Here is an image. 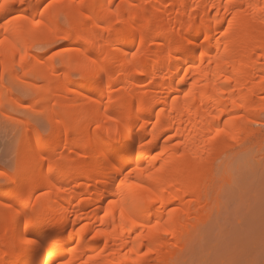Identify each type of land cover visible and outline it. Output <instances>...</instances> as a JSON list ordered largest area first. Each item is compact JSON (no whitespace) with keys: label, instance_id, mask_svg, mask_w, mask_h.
I'll return each instance as SVG.
<instances>
[{"label":"bare ground","instance_id":"obj_1","mask_svg":"<svg viewBox=\"0 0 264 264\" xmlns=\"http://www.w3.org/2000/svg\"><path fill=\"white\" fill-rule=\"evenodd\" d=\"M33 2L39 3L40 0ZM86 3L100 5L95 10L96 15L100 20L104 19L103 6L107 0H86ZM113 3L120 5L122 14L125 5H139L134 10L133 20L144 18L149 21L150 27L155 28L152 34L158 41L146 48L154 59L145 75L127 72L110 74L111 87L115 89L119 86L122 92V96L117 91L111 94L114 99L119 97L117 103H123L122 114L127 125H119V137L114 132L111 141H107L106 126L111 122L100 111L102 106H106L111 112L116 104L108 106L103 100L92 102L85 98L97 97L101 91L107 92L109 83L100 82L99 77L89 79L81 76L76 79L71 74L66 78H61L59 74L53 77L50 72L54 62H49L41 72L38 65L43 63L41 59L44 56L36 54L32 57L31 50V65L20 70L22 78L26 79L35 78L37 81L41 75L50 76L47 85L56 87V105L50 111L52 132L48 136L31 130L30 126L25 129L23 141L27 148L23 153L25 155H19L18 163L26 158L35 160L36 150L55 151L75 146L78 151L73 153L78 158L66 155L59 165L57 179L65 185H72L70 193L52 196L50 219L39 227H30L29 233L41 238H65V249L59 252V256L71 259L73 264H149L153 259L165 264L163 261L169 257L168 254L173 253V243H178L185 234L190 218L206 213L203 212L205 206L200 204L208 196L211 163L216 158L213 156L221 149L228 148L229 143L249 138L253 133V130L249 131V124L259 118V114L253 110L260 106L264 111V83H261L264 80V55H261L264 52V22L260 21L256 9L238 8L240 3L264 5V0H233L231 4L229 0H113ZM165 12L168 13L167 18L163 19L160 15ZM154 14L158 16L153 17ZM226 22L231 23V29L227 28ZM221 30L226 31L227 35ZM96 31L100 35L96 37L95 46L83 47L98 56L104 51L101 45L106 47L110 42L105 39L104 32L100 29ZM140 31L139 28L129 30L127 24L124 26L121 44L125 50L134 47ZM144 35L147 40L146 28ZM181 35L185 42L190 37H196L192 46L197 51L190 52L180 46ZM204 35L208 37L206 40L203 39ZM163 39H167L168 43H159ZM81 43L75 40L69 46H79ZM152 48L156 49L154 53ZM170 50L172 55H169ZM200 50L204 52L203 62L198 54ZM66 55L67 60L62 59L60 65L65 72L69 71L68 65L79 54ZM111 55L117 57L119 67H126L122 54L117 52ZM25 64H28L27 59ZM0 68V102L3 99L9 101L11 89L7 86V78L11 79L17 70L5 59H0ZM183 72H188V75L180 84L177 77ZM149 79L151 83H148ZM37 90L43 103L49 93L44 88ZM63 95H66L65 100L61 99ZM230 116L241 118L229 120ZM55 117L59 118L58 124ZM98 121L105 125L99 132L95 129ZM217 125H226L228 134L208 143L209 136L215 135ZM61 128L66 130L64 137L59 131ZM177 131L179 136L176 135ZM233 133L235 139L232 138ZM82 137H87V147L82 143ZM33 138L35 143L39 141L34 151L29 149ZM141 143L144 144L143 149ZM81 151L86 155H80ZM157 154L159 158L153 160ZM39 163L43 165L45 161ZM137 164L140 170L133 171ZM125 169L132 173L130 183L151 184L155 190H159L163 200L162 207L151 205L156 211L138 219L137 224L131 223L126 210L121 217V204L108 206L109 200H119L113 194L108 177L113 171L122 172ZM30 172L35 177L34 192L47 188L44 169H30ZM0 195L7 197L10 194L0 189ZM173 206L179 211L172 216L168 229L171 235L154 239L145 233L146 238L136 240L138 224L147 220L154 222L156 216L168 220L165 209L171 210ZM83 221L86 224H82L84 227L81 231ZM18 232L19 217L0 204V262L6 261V255L13 253L14 258L7 261L23 260L25 264H36L40 259L39 252H15ZM97 232L100 235L97 236ZM149 245L154 251L144 255ZM73 247L76 248L74 253L71 251Z\"/></svg>","mask_w":264,"mask_h":264},{"label":"snow or ice","instance_id":"obj_2","mask_svg":"<svg viewBox=\"0 0 264 264\" xmlns=\"http://www.w3.org/2000/svg\"><path fill=\"white\" fill-rule=\"evenodd\" d=\"M233 3V0H229ZM100 5H90L86 0H40L39 3L33 0H0V59H5L19 72L24 67L31 65L32 58L30 57V50L32 57L36 55L43 48L50 49L45 64L50 61L54 62L51 66L50 74L55 77L59 74L61 78H66L71 74L74 78L81 76L89 79L99 77L100 82L109 83L107 92H102L97 97H85L91 99L92 102L103 100L106 105L111 106L116 104L113 111L109 112L108 107L102 106L100 111L104 112L109 123L107 129V141H111L113 133L115 132L119 137V125L121 123L126 125L125 116L123 112V103H117L119 97L112 96L113 91L119 92V86L113 89L110 85L112 75L115 72L121 74L127 72L129 74L136 73L145 75L149 72L151 61L154 56L146 51V48L158 41L153 36L155 32L154 27H150V22L144 18L133 20L134 10L140 6L137 4H129L124 6V12L121 13L120 5L113 3V0H107L103 6L104 19L100 20L96 15V9ZM239 10L256 9L259 13V19L264 22V5H253L240 3ZM71 17V21H69ZM127 24L129 30L141 29L136 43L132 49L125 50L121 44L123 36L121 32ZM227 28L231 29V23L226 22ZM148 29L147 40L145 39L144 29ZM96 29H100L106 34L105 39L110 43L104 48L100 55H94L88 52L84 45L95 46L96 37L100 35ZM223 31V30H221ZM227 35L226 31H223ZM207 35L203 39H207ZM196 37H190L187 42L183 40L181 35L180 46L185 47L187 51H197V48L192 46V41ZM79 40L81 45L70 47L72 41ZM68 41L69 44H64ZM159 43L167 44L168 40L163 39ZM156 51L152 48V52ZM122 54L126 61V67H119V60L112 53ZM67 53H78V57L68 65L69 71L65 72L60 69L61 60H67ZM201 62H203L204 52L199 51ZM169 55H172L171 50ZM264 55V52L261 53ZM219 58V54H217ZM26 59L28 64H25ZM43 59V58H42ZM211 61H209L210 63ZM60 69L59 73L57 70ZM191 69H189L190 71ZM188 72H183L177 80L180 84L184 83V77ZM153 79L155 77H152ZM151 79L148 83H151ZM264 83V80H261ZM143 87V84L139 85ZM190 94V93H189ZM162 110V109H161ZM238 116H230L228 119H240ZM58 124L59 118H54ZM115 126V127H114ZM105 125L98 121L95 123L97 132L103 130ZM62 136L66 135V130L61 128ZM226 125L221 127L216 126L215 135H210L208 143H212L221 135H227ZM91 136V133L88 134ZM179 136V132H176ZM101 137H97L100 139ZM232 138L235 139L233 133ZM82 143L87 147V137H82ZM180 143H183L181 141ZM39 145V141L33 146L34 149ZM179 146V144L177 145ZM141 149L144 144L141 143ZM80 155H86L81 152ZM35 160L24 159L17 163L13 161L11 165L0 169V186H3V191L10 195L5 197L0 195V204L4 208L12 210L16 216L19 217V232L17 233V240L15 244V252L23 254L25 252H39L40 259L36 264H73V261L68 258L59 256V252L65 249V238L48 236L41 238L39 236H32L29 233L30 227H39L45 221L50 219L49 204L50 198L57 193H70L72 185H65L57 179L60 168L59 165L66 158V152L62 149L51 150H36L34 152ZM159 154L153 156V160L158 159ZM76 159V157H73ZM45 161L43 165L39 161ZM54 165H56L54 170ZM151 165H149L150 167ZM130 167V166H129ZM40 168L44 169V179L47 181V188H40L39 192H34L35 177L31 174L30 169ZM139 164L133 171H139ZM132 173L127 171L117 172L113 171L108 179L111 180L114 196H118L119 200L111 199L108 201V206L119 203L122 205L121 217L123 218L126 210L131 218L132 224H137V220L145 216L149 212H155L156 209L150 207L155 204L157 208L163 206V200L160 198L159 190H155L151 184L144 182H136L135 184L129 182V176ZM151 179V176H149ZM10 186V187H9ZM179 209L173 206L171 210L165 209L168 220H164L160 216H156L155 221L147 220L137 225L139 235L136 240L140 241L146 238L145 233L149 237L159 239L171 235L169 229L170 222L174 213ZM107 215V213H105ZM84 225H81L80 230H83ZM96 235H100L99 232ZM95 239V236L92 237ZM71 251L74 253L76 248L73 247ZM151 245L148 246L144 255L153 252ZM94 258V257H93ZM0 264H25L23 260L3 261ZM264 264V261L261 262Z\"/></svg>","mask_w":264,"mask_h":264},{"label":"rangeland","instance_id":"obj_3","mask_svg":"<svg viewBox=\"0 0 264 264\" xmlns=\"http://www.w3.org/2000/svg\"><path fill=\"white\" fill-rule=\"evenodd\" d=\"M167 14L165 12L160 16L166 19ZM157 16L158 14L153 15ZM64 44L69 43L64 41ZM49 52L50 49L43 48L36 54L47 60L46 54ZM43 59V63L38 65L41 72L47 67ZM45 75L39 76L40 80L37 81L35 78H22L21 71L14 73V77L11 75V79L6 77L7 86L11 89V100L5 102L3 99L0 102V169L11 165L13 161L18 163L19 155L25 153L27 147L23 134L27 127L30 126L31 130L42 136H48L52 132L50 111L56 105V87L53 84L47 85L50 76ZM1 76L0 68V78ZM43 88L49 94L47 100L41 103L37 89ZM102 92L104 91L97 94ZM118 93L122 96L121 91ZM63 96L61 99L65 100L66 95ZM260 110V106L253 110L255 114H259V118L250 122L249 131L253 130V133L251 132L249 138L229 143L228 148L221 149L220 153L213 156L216 158L211 163V171L215 172H211L208 179V196L200 204L205 206L203 212L206 213L190 218L184 238L173 243V253L168 254V260L165 259L167 261L164 260L163 263L261 264L264 261V111ZM34 145L35 138L31 140L29 149L34 151ZM59 149L64 150L67 156L76 157L73 153H78L75 146ZM0 189L3 190V186ZM82 224H86V221L80 225ZM11 243H14L12 239ZM12 255L13 253L6 255L8 258L5 259H13ZM153 260L149 264H162Z\"/></svg>","mask_w":264,"mask_h":264}]
</instances>
